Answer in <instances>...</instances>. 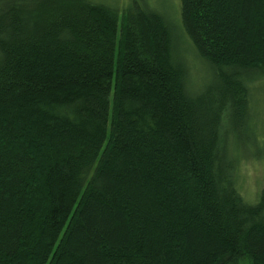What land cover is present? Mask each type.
Here are the masks:
<instances>
[{"label": "trees", "instance_id": "trees-1", "mask_svg": "<svg viewBox=\"0 0 264 264\" xmlns=\"http://www.w3.org/2000/svg\"><path fill=\"white\" fill-rule=\"evenodd\" d=\"M108 2L0 0V264H264L232 156L264 0H179L199 88L159 11Z\"/></svg>", "mask_w": 264, "mask_h": 264}, {"label": "rangeland", "instance_id": "rangeland-1", "mask_svg": "<svg viewBox=\"0 0 264 264\" xmlns=\"http://www.w3.org/2000/svg\"><path fill=\"white\" fill-rule=\"evenodd\" d=\"M106 1H111L108 3L115 4L117 7H120V10L126 11L124 10L125 8L122 7H125L130 0ZM140 2L146 4L150 11L154 9L159 11V14L163 16L165 21L172 27L173 38L179 43V53H183V59H185L187 66L189 65V81H191L195 87L199 88L202 85L201 83L205 80V75L206 79H209L210 72L204 67L201 60L196 57L194 49L191 48L190 42L187 39L188 37H185L180 27L179 0H140ZM66 5L67 4L64 3L65 7H67ZM61 7L62 5L59 6L57 3L55 10H51L47 15L43 14L38 21L44 22L42 25L51 23V21L48 22L47 20L53 16L57 17ZM54 19L57 20V18ZM174 44H176V42ZM207 80H205V82H207ZM200 81L202 82L199 84ZM258 87L257 85L256 88ZM248 101L250 102L245 112L247 113V119L251 122V130L254 133L252 138L253 142L250 144L251 138L241 130L242 133L239 132L236 137V142L239 145L237 148L239 149V154L232 156L235 157V159L238 158L235 166V178L238 189L246 201L256 202L264 187V91L262 90L260 92L255 89V96L251 94ZM246 139L249 140V144L240 145L239 141ZM241 264H249V261L244 260Z\"/></svg>", "mask_w": 264, "mask_h": 264}]
</instances>
